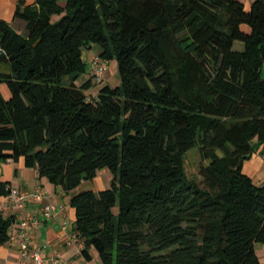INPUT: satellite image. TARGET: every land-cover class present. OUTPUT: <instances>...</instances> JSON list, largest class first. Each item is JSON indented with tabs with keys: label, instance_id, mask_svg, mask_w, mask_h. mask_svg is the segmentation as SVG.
Wrapping results in <instances>:
<instances>
[{
	"label": "trees",
	"instance_id": "1",
	"mask_svg": "<svg viewBox=\"0 0 264 264\" xmlns=\"http://www.w3.org/2000/svg\"><path fill=\"white\" fill-rule=\"evenodd\" d=\"M62 2V3H61ZM25 35L0 20V163L22 162L70 199L80 255L99 264H261L264 0H35ZM54 17H59L53 20ZM242 51L233 49L235 42ZM115 61L93 95L83 51ZM197 148L198 176L186 153ZM221 153V155L218 154ZM9 182H0V198ZM14 217L0 211V247Z\"/></svg>",
	"mask_w": 264,
	"mask_h": 264
},
{
	"label": "crops",
	"instance_id": "2",
	"mask_svg": "<svg viewBox=\"0 0 264 264\" xmlns=\"http://www.w3.org/2000/svg\"><path fill=\"white\" fill-rule=\"evenodd\" d=\"M35 0H0V20L9 23L16 31L25 28V24L20 19H15V10L17 6L32 4ZM245 8L249 9L254 0H239ZM62 3V2H61ZM17 28V29H16ZM93 88L91 89V91ZM0 92L4 99L9 98V90L4 84H0ZM245 164L243 165V173ZM107 174V171L98 172L92 181L82 182L81 185L73 192L64 193L51 185L45 178H39L38 172L34 169H25L22 162L13 163L11 161L0 163V182H9L11 188L19 190L26 198L24 207L27 214L37 217L39 225L36 229L30 230L31 247H40L42 249L43 264H77L85 261L80 252L83 248L82 241L75 236L73 230L74 213L70 208L71 197L81 191L98 192L103 190L104 183L97 182L98 176ZM245 174L256 185L264 183V144L258 145L251 158L247 161V173ZM85 189H81V188ZM37 189L43 191L41 200L36 201L33 196ZM8 204L7 197L0 198V208ZM44 204H50L56 207V211L51 218H45L41 211ZM6 217H14V226H17L19 212L16 208L2 210ZM69 220V227L63 230L62 223ZM12 234V232H11ZM263 249L261 250L264 258ZM92 260L96 259L93 250H91ZM86 262V261H85ZM20 252L18 241L10 239L8 243L0 247V264H20ZM261 263V261H260ZM95 264V263H94ZM264 264V263H261Z\"/></svg>",
	"mask_w": 264,
	"mask_h": 264
},
{
	"label": "built area",
	"instance_id": "3",
	"mask_svg": "<svg viewBox=\"0 0 264 264\" xmlns=\"http://www.w3.org/2000/svg\"><path fill=\"white\" fill-rule=\"evenodd\" d=\"M89 76L94 86H101L103 84V76L108 69L109 62L99 57L91 58L87 61ZM95 92L93 91V95ZM43 197V191L37 189L33 198L36 201L41 200ZM8 204L4 208H0V211L8 208H16L19 212V220L17 226L12 227L11 239L18 241V249L20 252L21 263L20 264H43L42 261V249L40 247H31V235L30 230L36 229L39 225L37 217L27 214L25 211V196L17 189L11 188L9 195L7 196ZM56 211V207L50 204H44L42 206V215L45 218L53 217ZM69 220L66 219L62 223L63 230H67L69 227ZM76 236V235H75Z\"/></svg>",
	"mask_w": 264,
	"mask_h": 264
},
{
	"label": "rangeland",
	"instance_id": "4",
	"mask_svg": "<svg viewBox=\"0 0 264 264\" xmlns=\"http://www.w3.org/2000/svg\"><path fill=\"white\" fill-rule=\"evenodd\" d=\"M246 9H247V7H246ZM58 18L59 17H54L53 20H57ZM21 22L24 23V21H21ZM17 32L21 35L26 34L25 28L22 30L17 29ZM233 49L235 51H242L243 50V44L241 42L237 41V42H235ZM98 55H99V48L97 46H92L90 50H84L83 51V60L87 63V61L89 59L94 58V57H99ZM89 78H90V76H89V69H88V64H87L86 74H83V75H80L79 77H77L75 80V83L77 86H81ZM103 84L108 85L112 88L117 87L120 84V76H119L117 64L115 61L109 62L108 69L106 70V72L103 76ZM99 87L100 86H94L93 91L95 92ZM218 154L221 155L220 152H218ZM206 163L207 162H204L200 159L199 152H198L197 148H193L186 153L185 168H186L188 175L198 176V170H199L200 166L206 165ZM244 164H245L244 171L247 173V161ZM97 182H99V183L103 182L104 183V188H102V189L108 188L110 186V182H111V174L109 172L107 174L102 173L100 176H98ZM81 189H85V188L82 187ZM262 249H263L262 245H260V244L256 245V254H257L258 258L262 257V253H261ZM93 252H94L95 257H96L94 262L87 263L85 261H81V263H77V264H94V263L99 264V259L97 257V253L94 250H93ZM263 253H264V251H263ZM260 259H261L260 260L261 263H264V258H260Z\"/></svg>",
	"mask_w": 264,
	"mask_h": 264
}]
</instances>
